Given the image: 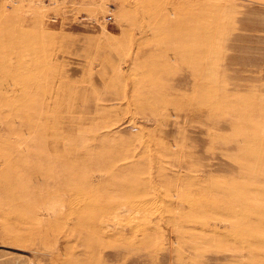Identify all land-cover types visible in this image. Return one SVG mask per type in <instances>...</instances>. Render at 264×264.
<instances>
[{"label":"rangeland","instance_id":"rangeland-1","mask_svg":"<svg viewBox=\"0 0 264 264\" xmlns=\"http://www.w3.org/2000/svg\"><path fill=\"white\" fill-rule=\"evenodd\" d=\"M0 264H264V0H0Z\"/></svg>","mask_w":264,"mask_h":264}]
</instances>
